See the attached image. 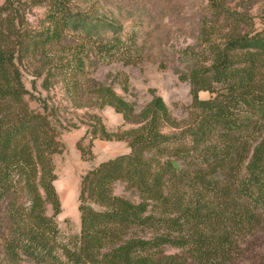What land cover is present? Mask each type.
<instances>
[{
	"label": "trees",
	"instance_id": "trees-1",
	"mask_svg": "<svg viewBox=\"0 0 264 264\" xmlns=\"http://www.w3.org/2000/svg\"><path fill=\"white\" fill-rule=\"evenodd\" d=\"M35 5L45 11L33 27L24 8ZM210 10L213 24H203L199 53L190 51L180 77L190 103L176 120L158 96L135 113L110 85L87 76V35L68 61L56 63L52 49L68 27L66 0H0V264H236L242 258L248 240L264 229V26L254 29L247 14L221 3ZM108 44L100 45L102 58L130 56L120 39ZM30 59L44 90L57 74L73 102L110 107L132 126L109 132L90 117L89 143L124 141L128 152L80 177L79 232L68 243L55 222L60 202L52 164L64 128L58 109L23 84L20 65ZM200 91L209 98L199 99ZM115 183L128 196L114 195Z\"/></svg>",
	"mask_w": 264,
	"mask_h": 264
},
{
	"label": "rangeland",
	"instance_id": "rangeland-1",
	"mask_svg": "<svg viewBox=\"0 0 264 264\" xmlns=\"http://www.w3.org/2000/svg\"><path fill=\"white\" fill-rule=\"evenodd\" d=\"M214 2L247 14L256 30L264 26V0H66L68 27L61 44L52 49L57 56L56 63L68 61L73 56V45L87 35V76L110 85L118 96L134 105L135 113L152 96H158L170 114L176 120H182L190 96L187 83L180 77L189 63L190 51L199 53L203 24H213L210 8ZM44 11V7L35 5L24 8V16L35 27ZM113 38L130 46L132 52L128 58L119 54L102 58L100 45H109ZM37 67L31 59L23 61L20 65L22 81L32 96L38 97L49 109H58L64 128L57 138L61 152L52 156V164L56 175L53 186L60 202V213L55 222L60 240L68 243L79 232L77 195L80 177L102 160L128 152L124 141L95 139L89 143L90 117L96 116L109 132L132 126L123 123L121 115L110 107L94 108L87 100L78 104L73 102L57 74L50 77L49 87L44 90L41 87L43 75L33 77ZM198 98L208 99L209 94L200 91ZM26 101L30 108L37 107L34 100L26 98ZM113 194L128 196L120 183L114 184ZM47 214H50L49 210ZM167 253L174 251L167 250ZM236 264H264V229L248 240L243 256Z\"/></svg>",
	"mask_w": 264,
	"mask_h": 264
},
{
	"label": "crops",
	"instance_id": "crops-1",
	"mask_svg": "<svg viewBox=\"0 0 264 264\" xmlns=\"http://www.w3.org/2000/svg\"><path fill=\"white\" fill-rule=\"evenodd\" d=\"M103 161V160H102Z\"/></svg>",
	"mask_w": 264,
	"mask_h": 264
}]
</instances>
